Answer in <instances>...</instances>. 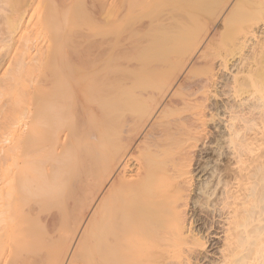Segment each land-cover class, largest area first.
Here are the masks:
<instances>
[{
	"label": "bare ground",
	"instance_id": "obj_1",
	"mask_svg": "<svg viewBox=\"0 0 264 264\" xmlns=\"http://www.w3.org/2000/svg\"><path fill=\"white\" fill-rule=\"evenodd\" d=\"M213 233L264 264V0H0V264H200Z\"/></svg>",
	"mask_w": 264,
	"mask_h": 264
},
{
	"label": "rangeland",
	"instance_id": "obj_2",
	"mask_svg": "<svg viewBox=\"0 0 264 264\" xmlns=\"http://www.w3.org/2000/svg\"><path fill=\"white\" fill-rule=\"evenodd\" d=\"M246 93H243V95H241V97L246 95ZM224 99H226V96L212 98L211 99L212 101H210V104H211V108L210 109L211 110L209 109V111L211 113L213 111H214V113H215V111L217 112L218 110L216 109V106L218 107V105H222V102H223ZM221 110L222 109H219V112L222 114L223 111H221ZM216 115H215V117H217V118L211 119L208 122L207 129H209L208 130L209 131V133H208L209 136H207V139L205 141L206 144L204 143V146L202 145V147H200L201 150L199 149L200 152H198L199 155L197 157L198 159H196V165L194 164L195 168H197L198 165L202 161H204V159L207 158V157H212V158L216 159V157L218 156L217 158H219V152L218 151L215 152L214 149L216 150V147H217L216 146L217 144H215V138H216V136L218 134L217 131H219L218 127H216V125H217L216 121H219L220 117L222 118V115H220V114H218L217 116ZM210 129H211V132H210ZM213 144H215V145H213ZM216 153H218V154H216ZM220 161H224V158H222V160L220 158ZM198 170H197V173H198ZM201 175H202V173H201ZM203 178H205V176ZM197 179H199V178H197ZM196 212L198 213L197 216H201L203 219H205V216L203 215V213H201V212H199L197 210H196ZM202 222H203V220L202 221L200 220L198 222V224L202 223ZM210 241H211V245L208 247V252L204 253V257L205 258H203V260L201 261L200 264H216L218 259H219V257L221 256V253L219 252L220 251V248H219L220 247V239L217 238L216 233L211 234V240ZM215 260H216V263H215Z\"/></svg>",
	"mask_w": 264,
	"mask_h": 264
}]
</instances>
